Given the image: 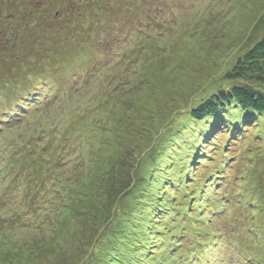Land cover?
Listing matches in <instances>:
<instances>
[{"label":"rangeland","instance_id":"374dc122","mask_svg":"<svg viewBox=\"0 0 264 264\" xmlns=\"http://www.w3.org/2000/svg\"><path fill=\"white\" fill-rule=\"evenodd\" d=\"M16 1L8 14L38 16L42 34L35 39L59 54L47 63L56 69L54 87L36 94L42 102L18 101L9 119L0 118V264H77L126 211L121 227L139 226L129 209L132 192H140L136 167L159 158V147L178 168L190 161L187 179L173 171L180 186L171 197L173 208L179 205L175 218L193 229L176 240L177 224L151 226L157 238L142 236L161 244L149 253L141 248L149 256L136 251L135 261L159 264L177 252L178 264H264V118L249 119L243 130L254 136L242 142L227 123L223 134L215 128L192 160L186 135L190 109L228 86L226 74L264 37V0H71L65 9L64 0ZM15 24L10 31L24 40L12 62L29 43ZM57 24L64 25L54 39H44ZM16 81L0 91V113L10 105L1 97ZM235 83L260 88L252 80ZM25 105L37 106L26 112ZM257 124L262 133L250 131ZM164 229L166 238L157 235ZM150 252L159 256L150 259Z\"/></svg>","mask_w":264,"mask_h":264},{"label":"trees","instance_id":"16d2710c","mask_svg":"<svg viewBox=\"0 0 264 264\" xmlns=\"http://www.w3.org/2000/svg\"><path fill=\"white\" fill-rule=\"evenodd\" d=\"M15 1L16 0H0V12L6 10V13L8 14ZM64 3V9L71 6V0H64ZM37 12L38 11H35L34 13ZM71 12L73 13V11ZM28 15H33L34 17L23 16L22 18H17L12 14L5 16L6 18L0 17V91L4 90V88L9 85L13 87V82L19 79V82H17L18 80L16 81V90H13V93L5 94L1 97V100L7 101L10 104L7 109L0 113V118H3L4 121L9 119V117L15 113L11 112V108L18 101H21L20 105L25 103L27 105V101L30 102L31 98L35 97V101H38L39 99L41 100L35 104H40L42 98L37 97L36 94L42 90L47 92V89L51 90L54 87L52 76L54 75V72H56V69H50V67L47 66V63L51 60V57L59 54V51L57 49L53 50V47L50 44H48L47 49H45L43 47L45 44H42L40 40L35 39L39 34H42L40 32V27L42 25L36 23L39 18L38 16L31 12H28ZM59 19H65V16L63 18L58 17L57 21ZM11 23H17V25L22 24L24 28L20 29V32L22 33L24 31L25 38L29 41L28 44L23 45V52L27 51V53L22 57L23 59L16 58V62H12L9 55L15 54V51H18V46L23 44L24 39L15 33L16 30H13V32L10 31L11 27L9 24ZM75 23L74 21H71L68 25L74 26ZM63 25H53L56 26V28L53 29L55 32L51 36H48V34L43 35L44 39H54L55 33L61 29ZM17 27L15 26L16 29H19ZM47 29L50 30V27ZM9 34L13 35V37H10ZM64 41H68V39H65ZM76 41V37H73L74 45H76ZM47 43H50V41H47ZM11 50L13 51L11 52ZM44 54L47 55V58L44 57L43 59ZM18 62L25 63V66L22 68L17 66L16 63ZM63 65H66V61L62 63V66ZM56 66H61V63ZM21 78H24L23 80L26 84ZM245 79L248 81H255L260 88H255L249 84H230L232 81L234 83L235 81H244ZM225 81L228 86L221 87L216 92L212 93L209 98L203 99L189 111L193 121L189 124L186 130L187 140L192 143L191 146L187 148L188 154L190 155L187 157V159L190 157L188 160H192L193 157H199L200 154H203L202 151L208 144V140L211 142L213 141L211 137L213 136L212 132H214V129L219 127V132L221 131V134H223L226 123L228 130H231L232 138L238 137L239 133V136L242 139L239 140L236 138L237 141L242 142V140H245L246 138L249 140L250 136H254L253 134L250 135L247 129L243 130V128L248 124L250 118L253 120L264 118V37L254 47H251L244 57L238 58L231 71L226 74ZM31 105L32 104H30V106ZM36 106L37 105H33L30 108L24 107L22 109H26V112H32ZM207 122L211 123L210 128L207 126ZM206 128L208 129L207 131ZM251 128L250 131L257 129V131L259 130L261 131L260 133H262V128H260L258 124L253 125ZM222 147L224 150L228 149L225 144H223ZM159 149L160 150L157 153L160 155L159 158H156L157 156L151 157L144 164L140 163L141 165L136 167V171L141 174V177L136 182V185L140 188V192H138L139 197H135V192H132L133 197L131 198L129 209L132 210L131 213L136 214V217L140 219V225H137L136 227L131 226L130 230L121 227L125 222V217H127L128 212L126 211V213L123 214L125 217L120 218L117 223L118 228H116L113 233H108L109 235H107L106 238L103 236L98 244L96 242L93 243V248H95V251L92 252L93 255L88 254L83 257L82 260L80 259L77 264H95L96 262H99V264H138L135 261L138 259L137 256L135 257L136 254H134L136 251L141 253V248H144V251L149 253L151 248L158 250L157 246L161 244V241L158 242V240L162 239L158 237L157 241H152L153 244L150 246L149 241L146 242V239L142 236L150 235L149 232H151V230H149V228L151 226H158V228L163 229L165 226L162 224L166 223L167 227L171 222L177 224L175 226L177 228L172 230L176 235V240L179 237V233H182V235L187 232L192 233L191 230L193 229V226L190 222L184 220L183 216L178 217L177 219L175 218V214H180L176 213V210L179 209V205L177 202V205L175 204L177 209L175 207L173 208V203L175 201H172L173 198L171 197L174 193L173 190L178 189L180 186L173 171H177L180 178L187 179L188 175L186 173L184 175L183 172L185 171L184 169L187 171V163L191 166L190 161L186 160L185 165L182 166L183 168H178L176 167L177 163L174 162L172 156H166L163 147L162 149L159 147ZM248 149L251 148L248 146ZM245 155L248 156L250 154L247 152ZM182 162L183 161L180 160L181 164ZM134 169L135 168L130 169V173ZM250 179L251 183L249 185L255 192L253 187L255 178ZM175 181H177V183ZM196 197L197 196L194 195L190 198L193 204L195 203L194 199ZM125 200L130 201V196L125 197ZM250 204L255 206V201ZM186 208H188V205ZM252 213L255 214L253 211ZM166 217H171L173 219L167 220L165 219ZM127 220L130 221V219ZM158 228L152 230L150 238L156 237V230ZM166 232H168V229H164L163 232H158L157 235L161 236L162 234L161 237L166 238L168 237L166 236ZM169 235L174 234L170 233ZM197 235L201 236L199 231L197 232ZM203 235L205 236L206 234ZM178 243L180 244L175 245V249L181 247L182 242ZM169 245H172V243ZM95 252L99 257L95 255ZM145 252H142L141 255H148L144 254ZM173 252L174 251H172V253ZM150 253H152L150 254V259H156V257L159 256L154 252ZM177 255V252L173 253V257H171L169 261L165 262V259H163L159 264H178ZM155 259L153 261H155ZM251 263L254 264L255 262L251 261Z\"/></svg>","mask_w":264,"mask_h":264}]
</instances>
